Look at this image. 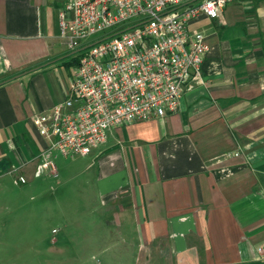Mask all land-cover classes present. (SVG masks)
Listing matches in <instances>:
<instances>
[{"label": "crops", "instance_id": "obj_1", "mask_svg": "<svg viewBox=\"0 0 264 264\" xmlns=\"http://www.w3.org/2000/svg\"><path fill=\"white\" fill-rule=\"evenodd\" d=\"M60 5L0 0V238L14 233L11 204L28 207L53 179L54 195L98 198L86 235L101 237L99 264H264V0L190 21L210 51L176 111L117 126L88 155L54 153L53 167L32 118L66 99L77 66L63 77L56 62Z\"/></svg>", "mask_w": 264, "mask_h": 264}, {"label": "built area", "instance_id": "obj_2", "mask_svg": "<svg viewBox=\"0 0 264 264\" xmlns=\"http://www.w3.org/2000/svg\"><path fill=\"white\" fill-rule=\"evenodd\" d=\"M231 0H68L60 34L80 53L66 99L34 115L48 140L40 157L85 156L111 129L176 111L192 82L202 79L210 45L189 29L199 14L217 18ZM44 168L41 162L35 174ZM22 183L24 176L19 177ZM264 256V245L258 247Z\"/></svg>", "mask_w": 264, "mask_h": 264}, {"label": "rangeland", "instance_id": "obj_3", "mask_svg": "<svg viewBox=\"0 0 264 264\" xmlns=\"http://www.w3.org/2000/svg\"><path fill=\"white\" fill-rule=\"evenodd\" d=\"M58 1L63 7L68 0ZM72 52L65 47L56 61L63 77L72 72L74 67H67L63 63L80 57V53ZM65 163L66 159L61 156L56 159L59 170L67 166ZM54 182L51 179L46 183L48 190L43 194L37 190L39 196L31 200L28 207L22 201L11 204L7 212V229L14 233L0 238L4 242L0 264H99V257L94 260L90 257L101 237L96 233L93 234L97 237L86 235L87 230L91 229L90 216H95L97 213L93 211L99 208L98 198L90 194L93 205L87 204L85 189H76L74 192L69 189L61 196L54 195V189L50 188ZM32 202L35 204L32 205ZM101 230L102 223L93 231L98 233ZM21 232L25 235L22 236ZM93 240H97L98 244L90 243Z\"/></svg>", "mask_w": 264, "mask_h": 264}, {"label": "trees", "instance_id": "obj_4", "mask_svg": "<svg viewBox=\"0 0 264 264\" xmlns=\"http://www.w3.org/2000/svg\"><path fill=\"white\" fill-rule=\"evenodd\" d=\"M79 60H74L72 62H67L68 64H78Z\"/></svg>", "mask_w": 264, "mask_h": 264}]
</instances>
